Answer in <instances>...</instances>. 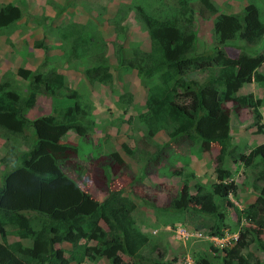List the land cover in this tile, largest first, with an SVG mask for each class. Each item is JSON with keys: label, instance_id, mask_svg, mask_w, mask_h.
<instances>
[{"label": "trees", "instance_id": "obj_1", "mask_svg": "<svg viewBox=\"0 0 264 264\" xmlns=\"http://www.w3.org/2000/svg\"><path fill=\"white\" fill-rule=\"evenodd\" d=\"M197 4L199 8L194 11L190 0H176L171 16L135 6L138 21L149 37L150 50L118 45L114 49V68L135 71L146 81L145 112L139 119L151 133L168 130V136L176 142H187L199 152L209 151L212 144L219 148L215 157L216 182L210 189L196 181L193 172L173 170L172 174L182 177L185 186H192L194 194H169L167 207L160 211L174 215V220L187 216L196 223L197 230H206L208 237L223 236L229 229L228 212L235 211L238 222L245 219L254 227L239 230L235 245L221 251V263L264 264L248 251L254 244L264 254V239L260 237L264 230V205L254 201L245 209H238L231 201L238 197V185L224 172L222 164L230 158L246 168H261L259 178L264 179V144L248 154L238 153L232 144L230 117L224 111V103L230 101L248 109L254 121L262 118V100L252 93L238 96L237 92L253 82L264 85V74L259 72L264 51L253 52L264 41V22L253 4L235 14L219 13L212 0H197ZM205 14L214 16L212 54L209 50L196 51L195 16ZM21 18L18 6H1L0 29ZM57 30L63 55L88 61L82 71L87 85L107 86L112 91L113 73L105 60L106 44L97 23L92 19L70 22ZM228 44L238 50L235 55L229 56L225 51ZM14 75L27 82L25 96L12 88L10 80L0 78V138L7 150L1 159L4 172L0 185V264H81L85 259L93 262L100 258H108L110 264H125L122 256L128 259L126 264H177L176 258L166 260L163 252L157 251L152 259L144 255L146 251H156L159 245L137 226L133 217L137 205L131 196L122 190H109L104 200L98 201L63 172L61 164L76 148L57 139L69 131L80 137L88 135L95 124L90 113L92 105L84 103L81 94L71 89L64 76L53 68L47 73L19 68ZM41 96L71 100L73 105L59 102L50 114L28 119L27 112ZM132 103V94L118 95L120 107ZM260 131L264 134V129ZM28 132L32 133L28 150L18 154L16 142L24 144L21 141ZM122 149L127 155L134 154V149L126 144ZM163 149L146 160L143 176L154 167ZM110 157L123 163L118 153ZM252 186L256 188L255 184ZM11 236L18 241L10 242ZM25 240L30 244L22 243Z\"/></svg>", "mask_w": 264, "mask_h": 264}, {"label": "rangeland", "instance_id": "obj_2", "mask_svg": "<svg viewBox=\"0 0 264 264\" xmlns=\"http://www.w3.org/2000/svg\"><path fill=\"white\" fill-rule=\"evenodd\" d=\"M190 1L194 4V11L198 10L197 0ZM212 1L219 13L228 14L239 13L245 6L253 4L264 22V0ZM8 3L22 10V18L0 29L1 80H10L12 88L25 96L27 82L15 77L17 70L24 68L35 73H47L53 68L64 76L71 89L81 94L84 103L92 105L90 113L95 124L88 135L80 137L69 131L57 139L76 148V151L68 153V160L61 164L65 175L94 198L103 199L109 190H122L133 198L137 205L133 214L137 226L150 236L152 243L159 245L156 251L145 252L147 258L156 257L159 251L164 253L168 261L176 258L178 261L189 259L191 264H222L223 253L215 248L206 230H197L196 223L187 216L174 220V215L160 211L167 207L169 194H194L192 186H185L182 177L172 174L173 170L193 172L196 181L210 189V185L216 182L215 157L218 155V146L212 144L209 151L199 152L196 146L187 142H176V139L168 136V130H160L155 135L151 133L139 119L145 112L148 89L146 81L140 79L135 71L126 72L114 68L116 46L123 45L124 49L138 46L143 51L150 50L149 37L139 23L134 7L155 11L156 15L171 16L176 10V0H0V8ZM208 15L195 16L196 51L209 50V54H212L215 43L212 27L214 16L209 15L207 18ZM88 19L97 23L106 44L105 60L111 64L114 78L112 91L107 86L89 87L82 72L88 66V61L73 60L63 55L57 28L70 22L85 23ZM38 44L42 47H38ZM234 47L229 44L225 47L229 56L238 52ZM244 49L251 53L248 48ZM256 49L253 52H263L264 41ZM259 72L264 74V64ZM124 92L133 95V103L128 107H120L118 104V95ZM249 93L262 100L261 122L254 121L248 109L238 107L234 102L224 103V111L230 117L232 144L242 154H248L257 145L264 144V134L260 131L264 129V85L254 82L244 85L237 95ZM59 102L65 106L73 105L71 100L59 101L41 96L27 115L38 117L51 113L53 105ZM31 135L30 132L26 133V139L21 141L24 144L16 142L15 151L18 154H23L25 150L27 152ZM125 144L134 149V154L127 155L123 151L122 145ZM161 148H164L162 156L143 176L147 167L146 160ZM6 151L3 143L0 147V185L4 172L1 159ZM113 153L120 155L122 164L110 157ZM222 164L224 172L229 173L230 179L238 185V197L231 198L238 209H245L254 201L264 205V179L259 178L261 168H246L241 163H233L230 158H226ZM253 184L256 185L255 189ZM228 216L230 220L226 224L229 229L221 237L225 238L226 243L232 244L233 238L237 235L239 237L242 227L253 228L254 224L245 219L238 222L235 211L228 212ZM181 229L188 236L180 235L183 231ZM196 233H201L202 237L195 236ZM260 237L264 239V230ZM256 239L254 236L255 242ZM9 241L15 243L18 239L11 236ZM22 243L29 245L30 241ZM89 244L94 245L93 242ZM64 247L69 249V245L65 244ZM248 251L264 263V254L254 244ZM122 258L126 264L128 259L125 256ZM81 264H110V261L108 258L93 262L85 259Z\"/></svg>", "mask_w": 264, "mask_h": 264}, {"label": "clouds", "instance_id": "obj_3", "mask_svg": "<svg viewBox=\"0 0 264 264\" xmlns=\"http://www.w3.org/2000/svg\"><path fill=\"white\" fill-rule=\"evenodd\" d=\"M49 114H50V113H49ZM47 115H48V114H47ZM42 116H43V115H42ZM27 118H28V117H27ZM28 119H29V118H28ZM30 120H32V119H30ZM106 195H107V192L105 193L104 198L106 197ZM104 198L101 199V200H98L97 198H95V199H97L98 201H102V200H104ZM181 230H183V229H181ZM178 233H179V231H178ZM179 234H180V235H184V236H188V234H185V231H184V230L182 231V233H179ZM197 234H199V233H196L195 236H197ZM200 234H201V233H200ZM197 237H199V236H197ZM200 237H202V235H201ZM218 238L222 239V237H218ZM210 239H211V237H210ZM237 241H238V235L236 236V239L233 238V243H232V246H231V247H233ZM213 243H214V242H213ZM215 248L218 249V250H220V251L223 250V249H219V248H217V247H215ZM177 264H191V262H189V259H187V261H184V259H183V260L178 261Z\"/></svg>", "mask_w": 264, "mask_h": 264}, {"label": "built area", "instance_id": "obj_4", "mask_svg": "<svg viewBox=\"0 0 264 264\" xmlns=\"http://www.w3.org/2000/svg\"><path fill=\"white\" fill-rule=\"evenodd\" d=\"M197 236H201V234L199 233V234H197ZM225 238H222V239H220V238H218V237H211V241L212 242H214V244H215V246L217 247V248H219V249H224V248H229V247H231L232 246V244H228V243H226V240H224ZM235 239H236V237H235Z\"/></svg>", "mask_w": 264, "mask_h": 264}, {"label": "crops", "instance_id": "obj_5", "mask_svg": "<svg viewBox=\"0 0 264 264\" xmlns=\"http://www.w3.org/2000/svg\"><path fill=\"white\" fill-rule=\"evenodd\" d=\"M47 114H49V113H47ZM47 114H46V115H47ZM27 117H28L29 119L37 118V117H29L28 115H27ZM38 117H39V116H38ZM4 142H5L4 139H3V138H0V147L3 145ZM98 200H101V199H98Z\"/></svg>", "mask_w": 264, "mask_h": 264}]
</instances>
